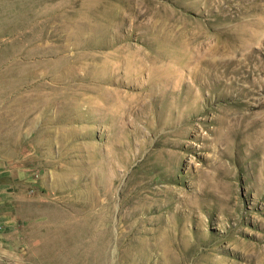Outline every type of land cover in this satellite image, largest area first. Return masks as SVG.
I'll use <instances>...</instances> for the list:
<instances>
[{"label": "rangeland", "instance_id": "rangeland-1", "mask_svg": "<svg viewBox=\"0 0 264 264\" xmlns=\"http://www.w3.org/2000/svg\"><path fill=\"white\" fill-rule=\"evenodd\" d=\"M0 264H264V0H0Z\"/></svg>", "mask_w": 264, "mask_h": 264}]
</instances>
